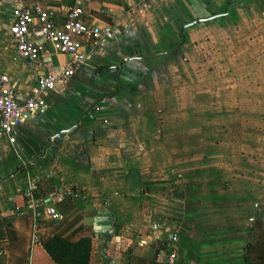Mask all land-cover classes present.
Returning <instances> with one entry per match:
<instances>
[{
  "label": "crops",
  "instance_id": "crops-1",
  "mask_svg": "<svg viewBox=\"0 0 264 264\" xmlns=\"http://www.w3.org/2000/svg\"><path fill=\"white\" fill-rule=\"evenodd\" d=\"M20 1L58 24L79 2L113 34L80 46L13 143L0 134V264H57L53 235L87 237L88 264H165L172 233L174 264H264V0ZM13 3L0 0V69L22 104L68 57L17 58Z\"/></svg>",
  "mask_w": 264,
  "mask_h": 264
},
{
  "label": "built area",
  "instance_id": "built-area-1",
  "mask_svg": "<svg viewBox=\"0 0 264 264\" xmlns=\"http://www.w3.org/2000/svg\"><path fill=\"white\" fill-rule=\"evenodd\" d=\"M83 10L79 2L68 7L63 21H54L51 12L40 8L36 3L27 5L14 0L8 32L14 45V53L23 61H34L47 45L57 53L68 58L55 73H38L35 82L38 87L22 104L17 103L15 89L8 74L0 69V134L9 143L16 139L17 129L24 112L44 109L47 106L45 97L55 89L58 79H65L74 72V68L85 59L79 49L82 44L96 46L113 34L109 24L95 26L82 19ZM35 184L27 181L25 197L32 198ZM61 194H53L59 200ZM45 214L55 218L57 213L53 206L45 208ZM177 234L172 233L164 246L165 264H174L176 258L175 242ZM162 250V249H161Z\"/></svg>",
  "mask_w": 264,
  "mask_h": 264
},
{
  "label": "trees",
  "instance_id": "trees-1",
  "mask_svg": "<svg viewBox=\"0 0 264 264\" xmlns=\"http://www.w3.org/2000/svg\"><path fill=\"white\" fill-rule=\"evenodd\" d=\"M74 187L66 190L64 194L75 193ZM61 194V193H60ZM111 233L115 234L118 225L115 216L111 215ZM89 239L79 238L76 241H69L57 235L51 236L42 243L43 248L51 259L57 264H88Z\"/></svg>",
  "mask_w": 264,
  "mask_h": 264
},
{
  "label": "water",
  "instance_id": "water-1",
  "mask_svg": "<svg viewBox=\"0 0 264 264\" xmlns=\"http://www.w3.org/2000/svg\"><path fill=\"white\" fill-rule=\"evenodd\" d=\"M195 21H192L191 23H187L186 25H189V24H192V23H194ZM180 39H181V41L180 42H182V40H183V36H182V33L180 32Z\"/></svg>",
  "mask_w": 264,
  "mask_h": 264
},
{
  "label": "rangeland",
  "instance_id": "rangeland-1",
  "mask_svg": "<svg viewBox=\"0 0 264 264\" xmlns=\"http://www.w3.org/2000/svg\"><path fill=\"white\" fill-rule=\"evenodd\" d=\"M54 59V58H53ZM31 68H29V70H30Z\"/></svg>",
  "mask_w": 264,
  "mask_h": 264
}]
</instances>
